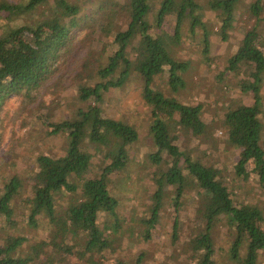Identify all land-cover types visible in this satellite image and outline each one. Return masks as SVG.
Masks as SVG:
<instances>
[{
	"label": "trees",
	"instance_id": "obj_1",
	"mask_svg": "<svg viewBox=\"0 0 264 264\" xmlns=\"http://www.w3.org/2000/svg\"><path fill=\"white\" fill-rule=\"evenodd\" d=\"M95 1L97 9L87 12L84 6L69 0H27L25 3L0 0V20L7 21L6 30L0 31V111L8 95L23 101L32 99L33 93L48 80L56 74L60 77L59 68L65 57L75 45L81 44L79 48L91 44L97 37L98 25H102L99 36L105 35L116 44L106 63L94 71L93 84L88 86L85 83L89 81L87 71L92 51L84 47L76 99L82 102L92 99V103L49 124L51 137H63L62 152L55 156L45 153L34 156L36 166L31 171L34 183L25 199L21 194L28 182L22 181L16 172L4 178L0 184V216L12 221L11 203L22 199L29 225L36 226L41 215L47 217L52 227L47 243L53 248L91 257L110 245L104 233L107 227L119 225L118 199L109 186L110 174L127 167V147L138 141L141 133L127 121L105 114L101 106L104 93L121 86L133 74L141 81L138 97L148 117L144 134L151 139L152 146L146 156L153 168V188L145 205L147 215L139 219L145 227L141 234L149 238L165 204L169 202L177 211L183 195L190 189L199 203L190 224L195 232L182 244L186 258L195 264H217L214 227L224 220L227 233L223 243L228 258L233 264H256L259 254H264V211L256 204L236 202L235 194L221 177V170L204 159L205 152L197 156L193 149L177 144L182 130L201 141L207 139L210 129L203 119L202 102L191 105L179 101L155 83L164 73L169 92H177L185 85L182 73L190 63L176 59L171 53V46L178 45L184 35L183 21L186 20L191 34L197 28L202 29L205 56L209 53L210 39L203 20L204 9L216 15L220 24L215 33L226 41L241 0H207L206 5L196 0H158L157 7L156 0ZM38 9L41 18L15 22L24 13L34 15ZM245 9L254 22L243 32L236 50L227 56L224 69L216 77L246 72L240 78L239 87L241 92L249 93L253 102L247 104L237 99L234 106L223 105L220 119L226 142L239 149L236 174L246 177L249 173L246 165L250 163L251 171L263 184L264 148L260 141L259 106L264 76V26L261 24L264 0H249ZM171 13L175 21L173 32L169 33L160 28ZM75 28L85 34L76 38L72 32ZM64 191L68 194L67 204L57 208L56 197L63 196ZM101 214L112 216L114 223L99 228ZM178 226L179 218L175 216L171 223L172 240ZM69 236L72 245L78 244L80 250H72L65 243ZM23 240L22 236H9L0 244V264H28L38 259L46 243L33 244L31 255H16ZM117 264L128 263L117 260ZM132 264L148 263H142L138 256Z\"/></svg>",
	"mask_w": 264,
	"mask_h": 264
},
{
	"label": "rangeland",
	"instance_id": "obj_2",
	"mask_svg": "<svg viewBox=\"0 0 264 264\" xmlns=\"http://www.w3.org/2000/svg\"><path fill=\"white\" fill-rule=\"evenodd\" d=\"M14 3H25L27 0H8ZM84 6L85 10L94 11L97 9L95 0H69ZM201 5H206L207 0H196ZM249 0H241L235 13L233 27L229 31V38L226 41L220 40L215 33L219 27V20L214 13L207 8L204 9L203 20L207 24L209 32L210 47L209 53L202 54V29L197 28L194 34L188 32V24L183 21V32L181 42L171 46V53L178 60H188L190 65L182 73L185 85L177 92H169L163 73L162 77L156 78L157 87L166 93L174 94L179 101L189 104L202 102L203 119L209 125L207 139L201 141L197 136L182 130L177 139L179 146L192 150L194 155H202L204 159L221 170L222 179L229 184V188L235 194L236 202L252 203L264 211V183H260L255 172L251 171V164L246 165L249 171L246 177L237 175L235 164L239 149L226 142V133L222 126L220 116L223 105L234 106L237 99L250 104L253 99L249 93L240 91V78L246 76V72L237 74H225L217 79L218 72L224 69L226 58L236 50L243 32L253 24V19L246 12V5ZM159 5L156 0L155 7ZM173 9V7H171ZM174 13L168 15L163 21L162 27L167 32H173L175 21ZM41 18L39 9L36 13H24L16 19V23L33 22ZM152 20V18H150ZM6 20H0V31L6 30ZM264 26V21H262ZM102 25H98L92 43L88 46L92 51V62L88 68L89 81L85 85L93 84L94 71L106 63L109 52L116 49V44L110 42L105 35H100ZM76 38L83 36L85 31L75 28L72 31ZM263 38V34L259 35ZM75 45L66 56V61L60 65L59 74L43 84L34 97L22 100L18 96L8 95L0 111V184L9 174L17 173L22 181L25 180V190L21 194L25 199L31 193V185L34 178L31 171L35 168L34 156L38 153H45L52 156L62 152L63 137H51L48 132L52 129L49 124H54L58 119L66 117L69 113L76 111L78 107L92 103V99L82 102L77 97V85L80 83L79 72L85 55V49ZM264 49V46L262 45ZM128 80L121 86L111 88L104 93L102 110L108 116L122 119L133 125L141 133L138 141L127 147L129 161L127 167L110 174L112 193L118 199V227L109 226L106 229V236L110 245L101 253L94 252L91 257L87 255L79 257L76 253L63 252L55 249L47 243L50 238L52 227L44 215L39 216L36 226L27 222L25 202L22 199H14L11 203L12 221L0 216V244L6 241L9 236H22L23 240L17 248L16 255H31V246L44 241L43 250L39 253L37 260H30L28 264H117V260L132 264L139 256L142 263L148 264H195L190 258H186L187 252L182 251V244L188 236L194 234L191 229V222L198 210L196 195L187 189L183 195L182 203L177 211L172 204L167 202L161 209L158 218V225L151 230L149 238L144 237L141 231L145 229L139 219L147 215L145 205L149 202V194L153 188L151 177L153 168L147 158V152L152 148L151 139L146 136L145 127L147 122V110L138 97L140 79L130 75ZM32 94V95H33ZM261 98L259 117L261 120L260 141L264 148V76L261 84ZM224 109V108H223ZM96 168L94 167V170ZM67 192V191H66ZM65 191L61 197H56L57 208L66 206L68 194ZM167 199V198H166ZM175 216L179 218V226L176 237L172 240L171 223ZM114 223L112 216L101 214L98 218L99 228L103 225ZM264 228V224H263ZM226 226L224 220H220L214 227V239L217 256V264H233L228 258L223 240L226 238ZM70 237V236H69ZM6 239V240H5ZM72 238L66 239L65 243L72 246V250H80L79 245H72ZM173 241V242H172ZM222 245V248L219 246ZM15 254V252H14ZM101 254V255H100ZM256 264H264V254H259Z\"/></svg>",
	"mask_w": 264,
	"mask_h": 264
}]
</instances>
